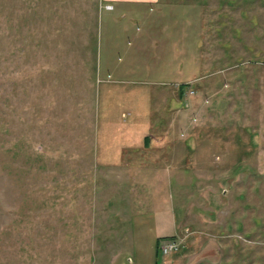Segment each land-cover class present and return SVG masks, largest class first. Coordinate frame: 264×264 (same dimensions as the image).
<instances>
[{
    "label": "rangeland",
    "instance_id": "1",
    "mask_svg": "<svg viewBox=\"0 0 264 264\" xmlns=\"http://www.w3.org/2000/svg\"><path fill=\"white\" fill-rule=\"evenodd\" d=\"M107 6L0 0V264H264V0Z\"/></svg>",
    "mask_w": 264,
    "mask_h": 264
},
{
    "label": "crops",
    "instance_id": "2",
    "mask_svg": "<svg viewBox=\"0 0 264 264\" xmlns=\"http://www.w3.org/2000/svg\"><path fill=\"white\" fill-rule=\"evenodd\" d=\"M160 0H102L103 4L111 6L112 9H106V11H115L118 9L121 13L128 14H139L142 15V12H148V9L152 11V7L158 6ZM150 143L146 138L143 139V142ZM121 160H116L117 162L109 166V170L115 175L117 185L123 191L122 184L125 182L135 183L136 186H146L151 184V182L142 181L139 179L140 175H146L149 173L155 172V174L160 170V172H168V167H161V162L163 159H167V155L163 154H154L151 152L144 153H128L123 152ZM170 158V156L168 157ZM175 159H178V154L175 155ZM157 161V162H153ZM160 161V162H159ZM167 165V162H165ZM163 166V165H162ZM105 174V173H104ZM135 191V190H134Z\"/></svg>",
    "mask_w": 264,
    "mask_h": 264
},
{
    "label": "built area",
    "instance_id": "3",
    "mask_svg": "<svg viewBox=\"0 0 264 264\" xmlns=\"http://www.w3.org/2000/svg\"><path fill=\"white\" fill-rule=\"evenodd\" d=\"M106 9H112V7L111 6H107ZM160 249H162V251L165 254H168L169 252L175 250L176 247L173 244H166V245H161Z\"/></svg>",
    "mask_w": 264,
    "mask_h": 264
}]
</instances>
